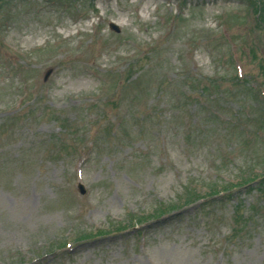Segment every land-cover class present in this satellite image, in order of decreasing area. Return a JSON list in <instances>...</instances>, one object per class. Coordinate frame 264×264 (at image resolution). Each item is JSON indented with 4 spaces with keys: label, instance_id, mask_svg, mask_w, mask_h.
<instances>
[{
    "label": "rangeland",
    "instance_id": "rangeland-1",
    "mask_svg": "<svg viewBox=\"0 0 264 264\" xmlns=\"http://www.w3.org/2000/svg\"><path fill=\"white\" fill-rule=\"evenodd\" d=\"M261 28L264 0H0V264H264Z\"/></svg>",
    "mask_w": 264,
    "mask_h": 264
},
{
    "label": "trees",
    "instance_id": "trees-1",
    "mask_svg": "<svg viewBox=\"0 0 264 264\" xmlns=\"http://www.w3.org/2000/svg\"><path fill=\"white\" fill-rule=\"evenodd\" d=\"M242 82H243V84L247 83V81H245V80L240 81V83H242ZM245 85L247 86V84H245ZM213 86L216 89H215V93L211 94V93L208 92V90H209L210 87H213ZM246 86L243 87L245 92H247V93L251 92L249 87H246ZM228 92H229V89L223 88V86L221 84H216L215 85V83L208 82V83H206V85H203L201 87V94L208 95L209 97L210 96H214V98H216L215 94H217V96L219 95L220 97H224V96H226V94H228Z\"/></svg>",
    "mask_w": 264,
    "mask_h": 264
},
{
    "label": "water",
    "instance_id": "water-1",
    "mask_svg": "<svg viewBox=\"0 0 264 264\" xmlns=\"http://www.w3.org/2000/svg\"><path fill=\"white\" fill-rule=\"evenodd\" d=\"M111 27H113L114 29H116V27H114L113 25H111Z\"/></svg>",
    "mask_w": 264,
    "mask_h": 264
}]
</instances>
